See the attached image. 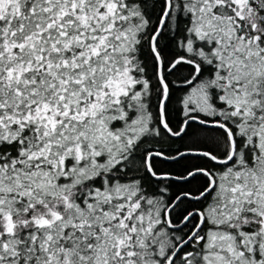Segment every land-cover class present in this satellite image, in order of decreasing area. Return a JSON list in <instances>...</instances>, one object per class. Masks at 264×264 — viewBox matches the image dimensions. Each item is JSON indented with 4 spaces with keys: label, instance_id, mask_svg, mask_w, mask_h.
Wrapping results in <instances>:
<instances>
[{
    "label": "snow or ice",
    "instance_id": "6c2138e0",
    "mask_svg": "<svg viewBox=\"0 0 264 264\" xmlns=\"http://www.w3.org/2000/svg\"><path fill=\"white\" fill-rule=\"evenodd\" d=\"M0 264H264V0H0Z\"/></svg>",
    "mask_w": 264,
    "mask_h": 264
},
{
    "label": "trees",
    "instance_id": "16d2710c",
    "mask_svg": "<svg viewBox=\"0 0 264 264\" xmlns=\"http://www.w3.org/2000/svg\"><path fill=\"white\" fill-rule=\"evenodd\" d=\"M195 132L196 135H203V133H200L198 130H193Z\"/></svg>",
    "mask_w": 264,
    "mask_h": 264
}]
</instances>
